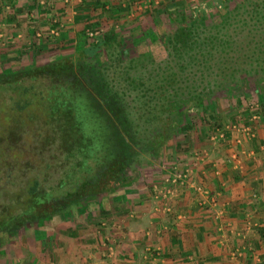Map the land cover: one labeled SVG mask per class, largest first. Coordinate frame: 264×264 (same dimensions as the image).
Here are the masks:
<instances>
[{
  "label": "rangeland",
  "instance_id": "rangeland-1",
  "mask_svg": "<svg viewBox=\"0 0 264 264\" xmlns=\"http://www.w3.org/2000/svg\"><path fill=\"white\" fill-rule=\"evenodd\" d=\"M154 1H159L153 4L158 7L147 10V13L142 11V14L118 15L116 26L109 29L116 31L118 35L117 46L101 48L97 50L98 56L96 54L93 57V61L101 62L100 70L117 91V105L124 109L123 116L132 125L129 134L136 142L130 145L131 161L122 173L123 194L131 192L129 183L132 182V193L144 189L142 195L146 196L145 189L150 187L151 177L153 181H157V178L161 180L159 175L169 165H181V159L175 160V156L179 148L183 149V146L180 147L183 138L188 140L190 137L193 140L194 135L201 134V138L208 141V134L215 122H227L236 115V110L243 107L247 109L242 110L243 113L250 111L247 104L253 101L258 104L259 96L264 94V17H259L260 13L264 14V4H261L264 0H249L250 4H246L248 0H226L223 7L210 4L211 0ZM237 3L244 5L234 7ZM251 4L255 5V9L250 8ZM172 5L186 6V11H193L192 7L197 5H201L204 10L208 7V12L203 11V15L192 19L191 36L184 44L173 45L165 38L179 26V17L168 13L176 10ZM102 34L103 32H99L87 37L98 41ZM14 46L13 42L0 41V71H16L31 62L30 52L21 51L23 54H18ZM90 49L88 47L84 52L91 54ZM61 52L66 56L71 50L59 52L50 48L41 53L37 51L32 54V61L36 58L40 61L39 64H43L47 59L54 60L55 55ZM69 56L74 57L75 53ZM87 61L93 62L90 59ZM192 62L195 65H191ZM198 71L202 72L201 80ZM242 80H245L244 85ZM45 81L42 78L36 81L25 80L23 85L32 84L33 91L36 92L27 96L18 94L19 90L10 88L8 82L0 84V158L5 157V167L0 174V187L4 188L0 195V209L1 205L6 207L4 212H0V226L3 220L10 221L16 216L17 219L22 214H29L32 208L29 204H38L47 196L60 201V197L66 195L67 191L70 192L84 178L83 165L76 166L72 151L65 150L70 156V159L65 160L66 152L63 154L59 150L64 144L72 146L68 139L74 138L75 134L65 130L64 121H60L62 126L59 130L53 128L56 123L51 124L41 100L40 92L45 91L42 86ZM164 84L168 86L162 88ZM172 85L180 88L182 93L171 91L174 87ZM258 86H262V89L259 90ZM161 90H165L164 95H169L166 101L163 100ZM193 91H201L199 97L204 99V103L211 99L209 106L205 111L201 106L194 107L196 110L190 108V115L186 120L179 121L182 126L180 129L178 127L174 136L163 143L153 144L155 129H164V124L170 120L164 107L167 105V108H178L186 105V108L193 103ZM172 93L176 94L175 97ZM25 97L30 99V105L17 109V105ZM224 130L225 128L222 131ZM92 161H88L90 168L87 169V176L90 171L93 173L97 170L92 168ZM100 163L99 159L94 164L95 167H99ZM32 181H36L37 189L48 192V195H35L29 199L28 188ZM116 192L117 189L115 193L105 197L88 195L74 201L75 203L65 204L64 208L55 210L48 216H41L37 221L25 222L21 227H16L15 231L7 232L4 229L5 235H0V249L13 248L17 255L12 254L10 259H15L19 257L20 248L37 249L40 240L41 244L48 246L45 238L40 239L45 233L51 237L56 232L59 237L66 235L72 220L87 228L90 222L85 225L83 220L94 219L96 215L103 216L104 208L109 206L111 209L114 201L126 196ZM56 201L45 203L49 212ZM114 205L117 206V202ZM94 222L93 220L92 223ZM57 244L60 241L54 245ZM22 255L26 259L32 258L29 251ZM2 256L0 254V259ZM13 262L11 263L14 264Z\"/></svg>",
  "mask_w": 264,
  "mask_h": 264
},
{
  "label": "crops",
  "instance_id": "crops-1",
  "mask_svg": "<svg viewBox=\"0 0 264 264\" xmlns=\"http://www.w3.org/2000/svg\"><path fill=\"white\" fill-rule=\"evenodd\" d=\"M153 1L0 0V41L15 43L18 54L30 52L31 62L33 53L50 48L71 50L69 56L88 31L112 29L118 15L147 13L158 7L153 4L159 1ZM51 29L55 36L48 34ZM259 97L255 120L243 107L227 122H215L208 141L201 134L193 140L177 137L183 149L175 160L180 158L181 165L158 173L161 180L151 177L146 196L144 189L132 193L130 182L131 192L117 189L126 196L104 208L103 216L82 219L85 225L90 222L87 228L72 220L66 235L45 233L40 239L48 246L40 240L37 249L20 248L15 259H10L17 255L13 248L2 247L0 264H264V94ZM236 122L249 124L250 136L228 130L219 137L226 125ZM185 171L186 180L164 183L168 175ZM197 185L205 193L195 190ZM158 190L165 196L156 197ZM25 251L32 258L26 259Z\"/></svg>",
  "mask_w": 264,
  "mask_h": 264
},
{
  "label": "trees",
  "instance_id": "trees-1",
  "mask_svg": "<svg viewBox=\"0 0 264 264\" xmlns=\"http://www.w3.org/2000/svg\"><path fill=\"white\" fill-rule=\"evenodd\" d=\"M225 1L211 0L210 4L216 7H223ZM250 3L251 1L249 2L248 0L246 4ZM261 4H264V1ZM242 5L244 4L237 3L234 7H241ZM172 6L176 10L173 9V11L171 10L168 13L179 17V26L175 28L171 35L165 36V38L173 45L183 44L191 36L192 19L197 15H203V11L208 12L206 11L208 7L204 10L201 5H197L192 7L193 11H186V6ZM250 8L255 9V5L251 4ZM254 12L257 11L255 10ZM259 17H264V14L260 13ZM89 25L91 26V24ZM117 38L116 31L106 29L98 41L84 36L77 41L74 46V57L66 55L43 64H38V60L34 59L35 61L30 62L26 67L19 70L0 71V84L8 82L10 88L18 89V94L24 96L30 93L31 95L36 94L33 91L32 84L29 86L23 85L25 80L36 81L39 78L45 79L46 81L42 86L45 88L44 92L46 94L43 95L44 92L42 93V91L40 94L51 124L52 122L56 123L53 128L59 130L62 126L60 121H64L65 130H70L75 134L74 138L68 139L72 146L68 147V145L64 144L59 150L63 154L67 149L70 152L72 151L76 166L81 167L83 165L82 169L84 172L82 174H84V178L82 182L80 181L72 187L70 192L67 191L66 195L64 194L60 197V201H56L52 196H47L38 203L44 206L48 201H56L53 204L51 203L53 206H51L50 213L64 208L71 202H77L85 196L105 197L108 194L115 193V189L121 188L123 170L127 168L131 161L130 145L135 142L134 138L129 134V131H132V125L130 126L128 120L123 116L125 113L124 109L117 105V91L111 87L100 70L99 63L101 62L93 61V57L99 54L97 50L109 48L113 45L117 46ZM88 47L91 48V54L84 52ZM87 59L93 62L87 61ZM258 89H262V86H258ZM191 100H193V103L187 105L186 108H184L186 105L178 108H167L165 114L169 115L170 120L164 124V129L162 127L159 131L155 129L153 144L163 143L166 139L174 136L178 127L180 129L182 126L180 122L186 120L192 108L196 110L197 106H201V109L205 111L206 107L211 103V99H207L208 102L204 103V99L198 97V95L192 97ZM21 101L22 103L17 105V109L30 105L29 98L25 97V100ZM64 159H70L68 152L64 154ZM99 159L101 162L100 166L95 167L94 164ZM88 161L94 163H92L94 170L97 169L93 173L90 171L89 176H87V169L90 168ZM91 176L93 177L91 178ZM28 193L29 199L35 195L42 197L48 195V192L37 189L36 181H32ZM43 208L41 209V216L50 215ZM19 224L17 223V225Z\"/></svg>",
  "mask_w": 264,
  "mask_h": 264
},
{
  "label": "flooded vegetation",
  "instance_id": "flooded-vegetation-1",
  "mask_svg": "<svg viewBox=\"0 0 264 264\" xmlns=\"http://www.w3.org/2000/svg\"><path fill=\"white\" fill-rule=\"evenodd\" d=\"M189 41V40H188ZM183 44H184V42H183ZM196 64H198V63H196ZM191 65H195V63L193 64V62H192V64ZM199 73H200V75H199V77H200V80H201V74H202V72L201 71H198ZM241 83L243 84H245V80H242L241 81ZM243 84V85H244ZM168 85L167 84H164L163 86H162V88H166ZM174 85H172L171 87H173ZM171 91H180L181 93H182V90H180V88H177V87H173V89L171 90ZM161 92H162V94L165 92V90H161ZM195 94H194V97L195 96H197L198 95V97L200 96V92L201 91H193ZM180 93V94H181ZM173 95H174V93H172ZM167 95L168 94H163V100L164 101H166L167 100ZM172 95V96H173ZM176 95V94H175ZM175 95H174V97H175ZM210 95H211V93H210ZM169 96V95H168ZM179 102H181V97H179ZM184 103V102H183ZM178 107H180V106H178ZM168 109H170V107H168ZM167 110V105L164 107V111H166ZM166 116H169L168 114L166 115ZM4 158L5 157H1L0 158V174H1V171H2V169L5 167L4 165ZM6 181H7V179H6ZM9 182V181H8ZM4 183H5V180H4ZM32 185V184H31ZM1 186H4V185H1ZM30 187V186H29ZM29 189V188H28ZM4 190V188H2L1 189V187H0V195L2 194V191ZM32 208H30L31 209V211H30V213L29 214H22V215H20V216H18V218L16 219V217H15V219H10V221H6V220H3L2 221V224H1V226H0V235L1 234H3L4 232H3V230L4 231H7V232H9V231H15V230H17V228L16 227H21L22 225H23V223H25V222H31V221H37V220H39L40 218H41V209H42V205L41 204H29ZM5 205H1V209H0V212H4L3 210L6 208V207H4ZM45 211H47V213L49 214L50 212H49V209L47 208V206H45L44 205V208H43ZM22 211V210H21ZM22 213V212H21ZM18 214V213H17ZM17 214H11V215H17ZM14 218V217H13ZM17 223H20L19 225H17ZM4 235H5V233H4Z\"/></svg>",
  "mask_w": 264,
  "mask_h": 264
},
{
  "label": "built area",
  "instance_id": "built-area-1",
  "mask_svg": "<svg viewBox=\"0 0 264 264\" xmlns=\"http://www.w3.org/2000/svg\"><path fill=\"white\" fill-rule=\"evenodd\" d=\"M97 32L96 31H88V35L89 36H92L94 34H96ZM41 33H38L37 36H39ZM49 35L51 36H55L56 35V30L54 29H51L49 30ZM258 104L257 102H251L248 104L247 108L250 109V117L249 119L250 120H255L258 116H259V112L260 110L258 109ZM258 109V110H257ZM238 122L236 123H231V124H228L226 125L224 128L225 130L224 131H234V132H237V133H242V134H245V135H249L251 134L250 130V125L249 124H244V125H240V124H237ZM224 131H220L219 132V137H223L224 136ZM212 137H214V135H212ZM185 174L183 175H168L166 179H164V183L165 184H170V182H174L176 180H181L182 178H185ZM195 190L201 192V193H205L204 189L201 188V186L197 185L195 186ZM155 196L156 197H164L165 196V193L162 192V190H158V192L155 193Z\"/></svg>",
  "mask_w": 264,
  "mask_h": 264
}]
</instances>
